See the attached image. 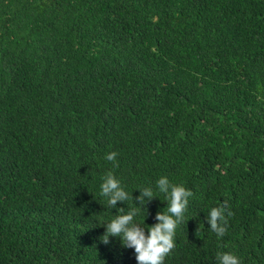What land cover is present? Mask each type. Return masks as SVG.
I'll return each mask as SVG.
<instances>
[{
	"label": "trees",
	"instance_id": "trees-1",
	"mask_svg": "<svg viewBox=\"0 0 264 264\" xmlns=\"http://www.w3.org/2000/svg\"><path fill=\"white\" fill-rule=\"evenodd\" d=\"M161 177L192 192L163 264H264V0H0V264H138L102 237Z\"/></svg>",
	"mask_w": 264,
	"mask_h": 264
},
{
	"label": "clouds",
	"instance_id": "clouds-1",
	"mask_svg": "<svg viewBox=\"0 0 264 264\" xmlns=\"http://www.w3.org/2000/svg\"><path fill=\"white\" fill-rule=\"evenodd\" d=\"M117 155V152H110L106 153L104 158L113 162L115 167H118L116 163ZM156 186L159 192L166 194L167 197L165 200L167 201V212L158 211L156 213L155 219L158 223L148 225V227L134 223L137 209H129L125 212V208H119L114 218L110 222H106V232L102 237L105 243L108 242L111 236L120 237L124 247L135 250L138 264H163L165 257L175 247L173 238L177 223L183 220L189 202L188 198L192 196V192L186 190L183 185L170 184L167 177L158 179ZM137 189L140 190V195L135 198L132 195V198L139 207L147 210V203L157 196L154 195L150 187H138ZM101 195L107 198V205L112 209L117 206L118 202H127L130 198L112 171H108L104 175L101 184ZM227 207L228 202L225 201L220 207H212L207 213L210 229L217 234L218 238L223 237L227 232L228 220L225 216ZM232 215L233 213L229 210L227 216ZM146 229L148 234H146ZM217 259L219 264H239L238 258L228 252H218Z\"/></svg>",
	"mask_w": 264,
	"mask_h": 264
}]
</instances>
